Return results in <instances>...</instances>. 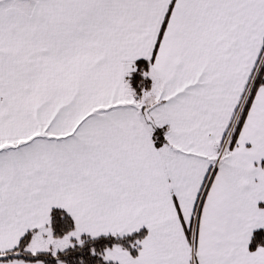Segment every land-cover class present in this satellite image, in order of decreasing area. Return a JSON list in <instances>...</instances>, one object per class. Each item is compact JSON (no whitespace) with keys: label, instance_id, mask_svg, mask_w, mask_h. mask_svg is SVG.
I'll return each mask as SVG.
<instances>
[{"label":"snow or ice","instance_id":"snow-or-ice-1","mask_svg":"<svg viewBox=\"0 0 264 264\" xmlns=\"http://www.w3.org/2000/svg\"><path fill=\"white\" fill-rule=\"evenodd\" d=\"M0 264H264V0H0Z\"/></svg>","mask_w":264,"mask_h":264}]
</instances>
